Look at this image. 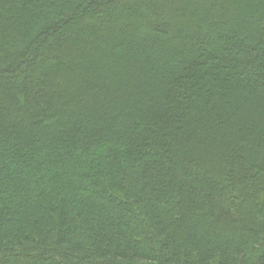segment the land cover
Listing matches in <instances>:
<instances>
[{"label": "trees", "instance_id": "obj_1", "mask_svg": "<svg viewBox=\"0 0 264 264\" xmlns=\"http://www.w3.org/2000/svg\"><path fill=\"white\" fill-rule=\"evenodd\" d=\"M0 264H264V0H0Z\"/></svg>", "mask_w": 264, "mask_h": 264}]
</instances>
